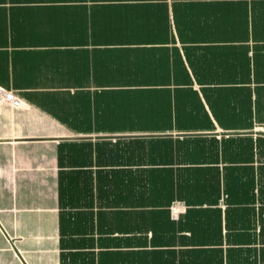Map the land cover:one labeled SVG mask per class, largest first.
Listing matches in <instances>:
<instances>
[{
	"label": "crops",
	"instance_id": "0c3cea01",
	"mask_svg": "<svg viewBox=\"0 0 264 264\" xmlns=\"http://www.w3.org/2000/svg\"><path fill=\"white\" fill-rule=\"evenodd\" d=\"M0 86V264H264V0H0Z\"/></svg>",
	"mask_w": 264,
	"mask_h": 264
},
{
	"label": "built area",
	"instance_id": "2783aa9c",
	"mask_svg": "<svg viewBox=\"0 0 264 264\" xmlns=\"http://www.w3.org/2000/svg\"><path fill=\"white\" fill-rule=\"evenodd\" d=\"M0 104H6L10 106H21L24 105V102L14 93V91L0 86ZM186 208L187 205L184 201H172L169 205V213L171 219L178 220L180 215L186 211Z\"/></svg>",
	"mask_w": 264,
	"mask_h": 264
}]
</instances>
